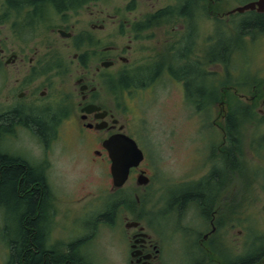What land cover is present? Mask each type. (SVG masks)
<instances>
[{
  "label": "flooded vegetation",
  "instance_id": "1",
  "mask_svg": "<svg viewBox=\"0 0 264 264\" xmlns=\"http://www.w3.org/2000/svg\"><path fill=\"white\" fill-rule=\"evenodd\" d=\"M202 1L206 0H182L179 8L172 4L165 13L166 7L137 12L129 20L122 14L121 6H112L111 0H0V121L11 120L10 126L0 133V151L21 157L48 187L43 217L46 250L66 255L72 251L84 264H98L99 258L105 257L100 253L93 256L92 244L100 228L109 226L118 227V235L128 244L123 264H235L240 259H245L244 264H264V235L256 240L249 234L241 252L237 248L226 250L222 238L224 230L239 226L240 234L253 224H260L252 221V209L238 207L240 191L236 183L240 177H254L239 173L240 167L245 172L240 132L237 115H227L229 106L223 105V100L218 102L222 106L218 114L225 120V126L219 128L220 143L216 145L217 132L216 142L209 149H202L203 165L207 160L209 164L199 176L160 178L154 161L147 157L136 138L141 135L133 134L128 121L123 119L127 110L124 102L133 91L152 86L158 75L164 76L166 72L168 77L182 81L183 96L200 110L203 124L214 101L206 100L202 79L192 88L190 74L197 72L203 78L206 61L198 57L197 67L192 70L188 63L179 66V58H186L195 43L193 2L201 5ZM251 1L255 0H245L237 6ZM135 5L136 0L129 12L135 11ZM182 6L186 10L181 12ZM124 9L128 10L126 6ZM232 9L224 14L228 19L239 15L246 21L255 13L264 14L256 9L230 12ZM179 18L182 24L178 32L182 39L173 40L175 27L167 31L170 37L163 46L169 53L160 58L158 51H153L157 46L153 40L163 27L159 23ZM125 37L128 42H124ZM214 57L213 64L222 67L221 57ZM120 97L126 100L120 101ZM247 98L248 108H255L258 102L263 105L260 110L264 113V97L260 98L256 92ZM16 114L20 117L14 118ZM228 117L232 119L231 125ZM32 118L44 122V129L34 126ZM68 129L76 132L87 146L95 142L90 159L102 164L106 185L103 195L92 202L98 207H92L89 202L81 216L70 210L62 212V216L68 213L75 219L74 225L65 228L61 218H57L59 212L51 206L54 198L48 178L53 143L61 130ZM21 130L38 145V154L36 148L8 142L16 136L19 138ZM122 134L133 138L144 156L138 165L130 168L125 182L116 186L113 160L105 143L112 137L121 139ZM231 159L235 166L227 169ZM225 171L229 172L228 176ZM207 183L214 186L213 192L201 189ZM244 184L249 187L248 180ZM185 193L193 195L183 201ZM100 200L104 201L98 203ZM145 208L151 211L146 213ZM0 214L5 217L0 222V248L4 245L0 249V264H17L13 251L17 221L1 201ZM82 218L85 222L80 223ZM230 241L238 243L233 237ZM22 264H26L24 259Z\"/></svg>",
  "mask_w": 264,
  "mask_h": 264
},
{
  "label": "rangeland",
  "instance_id": "2",
  "mask_svg": "<svg viewBox=\"0 0 264 264\" xmlns=\"http://www.w3.org/2000/svg\"><path fill=\"white\" fill-rule=\"evenodd\" d=\"M111 1L112 6H121L124 10L122 14L129 20L137 12L144 13L148 10L153 11L156 8L166 7L165 10L163 9L165 13L169 11L170 5L173 4L174 7L179 8L182 2V0H136L137 8L129 12V7H132L131 4L135 3V0ZM244 1L206 0L202 1L201 5L193 2L194 7L191 14L195 16V19H192V26L195 28V43L186 58H179V66L188 63L192 70L197 67L198 57L203 62L206 61V73L202 78L205 84L204 95L207 101L211 99L214 102L208 107L211 108V112L207 114L203 124L200 120V110L183 96L180 83L182 81L178 82L168 77L166 72L164 76L163 73L159 74L158 81L153 82L152 86L138 89L143 91L134 90L127 101L124 102L126 99L123 97L119 99L127 106L123 119L128 121V127L133 129V134L141 135V138L137 136L136 138L147 152V157L154 161L160 178L202 175L209 164L207 160L203 165L204 157H200L203 154L202 149H209L216 142L217 132H219L220 139L216 144L218 145L221 141L219 128L225 126V120L221 118L220 113L218 114L222 108L218 102L223 100V105L229 106L227 107L228 116L237 115L240 151L243 154L242 162L245 170L242 174L254 177L247 179L240 177L236 183V188L240 191L238 207L242 209L248 206V209H252V221L260 224H253L251 229L248 227L246 233L242 231L239 234L238 230L241 228L239 226L224 230L222 238L229 252L235 248L239 252L242 248L244 250L245 247L241 246L249 234H252L253 239L256 240L263 238L264 235V113L261 111L263 105L257 102L255 108L247 107V96L258 92L260 98L264 97V33L251 31L253 35L244 33L241 40H238L237 33L242 23L241 17L237 15L228 19L224 15L227 10ZM125 6L128 9L126 12ZM168 15L164 16L168 18ZM167 20L159 23L163 27L158 29V35L153 40V43L157 44L153 51H158L160 58L169 53L166 46H163L164 41L170 37L167 31H172L175 27V32L172 33L173 40L182 39L181 32H178L182 20L180 18ZM161 31L165 33L161 34ZM220 38L236 40L237 45L241 46L238 50L233 47L226 64L220 61L222 67L213 64L211 57V49L216 46ZM124 42H128L127 37L124 38ZM217 60L220 59L217 58ZM178 71L177 76L180 77ZM215 127L218 130L212 129ZM68 131L61 130L58 139L53 143V156H50L52 162L48 178L54 198L51 206L55 208L53 209L55 212H59L57 218L58 220L61 218L65 228L74 225L75 219L72 214L68 213L62 216V212L70 210L74 214L78 212L81 216L80 214H83L89 202L92 203L103 195L106 185L102 177V164L90 159L91 148L93 144L95 147V142L92 141L93 144L87 146L85 142L82 143L76 132L70 129ZM8 142L20 146L28 145L32 149L36 148L37 154L39 153L38 145L33 144V139L25 132H22L19 138L16 136ZM247 180L249 187L246 188L244 182ZM102 201L104 200L98 203ZM90 205L98 207L93 203ZM144 211L149 213L151 210L145 208ZM3 218L5 217L0 214V222L5 220ZM82 222H85L83 218L80 220V223ZM65 228L63 230H66ZM118 232H120L118 227L102 226L100 228V234L98 233L97 239L92 244L93 256L96 257L100 253L105 257V259L99 258L98 264L124 263L129 247ZM231 237L237 239L238 243L230 241ZM3 246L1 244L2 249Z\"/></svg>",
  "mask_w": 264,
  "mask_h": 264
},
{
  "label": "trees",
  "instance_id": "3",
  "mask_svg": "<svg viewBox=\"0 0 264 264\" xmlns=\"http://www.w3.org/2000/svg\"><path fill=\"white\" fill-rule=\"evenodd\" d=\"M185 6L181 7V12L186 10ZM251 31L264 33V14L255 13L252 18L242 21L238 27V40H241L244 33L253 35ZM233 47L238 50L241 46L237 45L236 40L222 38L211 52L212 59L218 55L226 64L227 57L233 51ZM192 73L190 74L192 88H195L196 81L202 79V75ZM17 116L20 117L16 114L14 118ZM31 120L34 122V126L41 128L40 130L44 129V125H46L44 122L35 118ZM229 120L231 125V117H228ZM10 123L11 120L8 121V119L0 121V133L3 129H7ZM229 162L227 169L235 166L234 160L231 159ZM239 173H243L241 167ZM225 175L228 176L229 172L225 171ZM201 189L206 193H211L215 188L207 183ZM192 195V193L183 194V201ZM47 198L48 187L42 176L21 157L0 151V201L12 211V216L17 221L18 227L13 233L15 238L13 251L17 264H22L23 259L26 264H84L72 251L66 255L45 249L43 217L46 213ZM207 200L205 199V201ZM105 217H108V214ZM243 260L245 259H240L241 262L235 264H244Z\"/></svg>",
  "mask_w": 264,
  "mask_h": 264
},
{
  "label": "water",
  "instance_id": "4",
  "mask_svg": "<svg viewBox=\"0 0 264 264\" xmlns=\"http://www.w3.org/2000/svg\"><path fill=\"white\" fill-rule=\"evenodd\" d=\"M247 9H256L259 12L264 11V0L251 1L245 5L237 6L230 12L244 11ZM109 147L112 162V175L116 186H121L129 173L132 166L138 165L143 159V151L139 148L136 141L125 135H121V139L112 137L105 143Z\"/></svg>",
  "mask_w": 264,
  "mask_h": 264
}]
</instances>
